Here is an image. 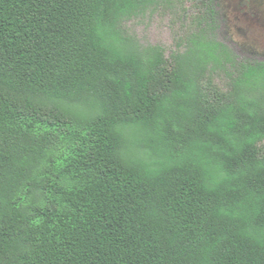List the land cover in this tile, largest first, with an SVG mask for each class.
Listing matches in <instances>:
<instances>
[{
    "label": "trees",
    "instance_id": "obj_1",
    "mask_svg": "<svg viewBox=\"0 0 264 264\" xmlns=\"http://www.w3.org/2000/svg\"><path fill=\"white\" fill-rule=\"evenodd\" d=\"M217 3L0 0V264H264V62ZM160 10L170 58L126 26Z\"/></svg>",
    "mask_w": 264,
    "mask_h": 264
},
{
    "label": "rangeland",
    "instance_id": "obj_2",
    "mask_svg": "<svg viewBox=\"0 0 264 264\" xmlns=\"http://www.w3.org/2000/svg\"><path fill=\"white\" fill-rule=\"evenodd\" d=\"M190 13L196 9L189 4ZM217 39L240 61L264 62V0H218ZM181 18L170 10L137 17L126 24L144 45H161L166 57L176 51L177 39L184 30ZM222 87L227 81L219 80Z\"/></svg>",
    "mask_w": 264,
    "mask_h": 264
}]
</instances>
